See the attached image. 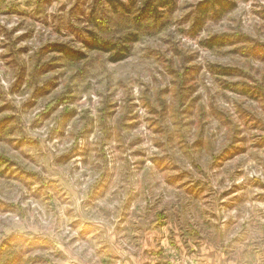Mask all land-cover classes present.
Instances as JSON below:
<instances>
[{"label":"rangeland","instance_id":"374dc122","mask_svg":"<svg viewBox=\"0 0 264 264\" xmlns=\"http://www.w3.org/2000/svg\"><path fill=\"white\" fill-rule=\"evenodd\" d=\"M172 1L0 0V264H264V0ZM131 31L124 61L86 49Z\"/></svg>","mask_w":264,"mask_h":264},{"label":"trees","instance_id":"16d2710c","mask_svg":"<svg viewBox=\"0 0 264 264\" xmlns=\"http://www.w3.org/2000/svg\"><path fill=\"white\" fill-rule=\"evenodd\" d=\"M140 3V4H139ZM113 4V2H112ZM121 9L125 14H131L132 9L138 11V17H135V24L140 25L142 19L158 20L164 14L163 8L169 9L173 6L172 0H128V3H119ZM138 6V7H137ZM233 4L229 0H206L200 4V16L204 19L208 18V14L215 13L218 18H221L227 11L233 8ZM115 8V6H114ZM161 8V11H159ZM165 10V9H164ZM170 10V9H169ZM203 25V19H199L196 23L197 28H201ZM139 31H131L118 40L112 41L111 39L102 38V35L98 33H92L90 35V41L85 43L86 49L89 52H99L110 55L112 63H118L126 60L131 52V46L139 41ZM224 37H215L208 40L206 44L209 48H215L216 46H223L227 41ZM54 52L62 54L65 59L70 61H80L86 58V54L72 49L66 45H55ZM219 69V68H218ZM219 75L232 76V72L228 68H220Z\"/></svg>","mask_w":264,"mask_h":264},{"label":"crops","instance_id":"0c3cea01","mask_svg":"<svg viewBox=\"0 0 264 264\" xmlns=\"http://www.w3.org/2000/svg\"><path fill=\"white\" fill-rule=\"evenodd\" d=\"M141 241L142 243L140 245H142L143 247H146L150 255H152L149 261V264H162V263H159L160 259L157 258L156 255L159 252L160 247H163L165 249L167 248L169 243H167L166 241H159V243H156V241H153V240H149V241L141 240ZM206 243L201 242L200 244L204 245ZM158 244L160 246L157 249ZM176 246H177V249H180V250L182 249L183 251L185 249V246L183 245L182 242H179L178 244H176ZM197 257H198L197 264H203V263L204 264H229V261L225 263L224 259H221L222 257L220 255H216L214 250H208L207 248H203L202 246H201V253Z\"/></svg>","mask_w":264,"mask_h":264}]
</instances>
